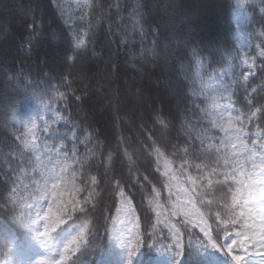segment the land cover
<instances>
[{"label": "trees", "instance_id": "obj_1", "mask_svg": "<svg viewBox=\"0 0 264 264\" xmlns=\"http://www.w3.org/2000/svg\"><path fill=\"white\" fill-rule=\"evenodd\" d=\"M61 4L0 0V264L57 259L85 225L65 264L227 261L175 193L218 245L261 201L264 0H92L79 48ZM239 33L261 49L253 69ZM49 204L73 218L40 239Z\"/></svg>", "mask_w": 264, "mask_h": 264}, {"label": "rangeland", "instance_id": "obj_2", "mask_svg": "<svg viewBox=\"0 0 264 264\" xmlns=\"http://www.w3.org/2000/svg\"><path fill=\"white\" fill-rule=\"evenodd\" d=\"M62 9L64 14L68 20L70 25V29L73 32L76 39L81 38L85 35V32L92 28L98 21L99 15L92 4V0H60ZM241 2L242 0H238ZM90 14V15H89ZM237 19V16H234ZM240 38V47L243 55L244 65L250 69L255 67L256 56L261 54V49L255 45L253 46V40L250 36L244 35L243 33H239ZM230 105H226V112H230ZM28 121H31V117H27ZM252 162L258 168V176L260 179V187H261V200H264V137L256 146L255 149L252 150ZM176 194V207L179 209L180 214L185 222L191 225L193 228H196L201 234H203L208 241L213 244L215 241L213 240L210 232L207 230L206 221L203 218L201 212L196 208L194 203L190 198L179 194ZM260 204H255L252 202L247 203L244 206V218L246 227L243 229L227 235L221 245L225 244V239L228 236H231L234 239H237L236 233H245L246 235H250L251 233L258 232L261 228H264V212L260 211ZM129 217L124 216V223L122 227L127 232V228L129 227ZM253 235V234H252ZM231 242L230 240L228 241ZM216 244V243H215ZM223 252L222 250H219ZM234 251H239L238 248L234 249ZM255 251V249H253ZM226 254V251L223 252ZM244 254V253H240ZM227 255V254H226ZM59 257V254L57 258ZM228 257V256H227ZM149 264H171L167 255H162L157 259L152 260ZM213 264H232L231 258L228 257V260H222L220 262H216Z\"/></svg>", "mask_w": 264, "mask_h": 264}, {"label": "snow or ice", "instance_id": "obj_3", "mask_svg": "<svg viewBox=\"0 0 264 264\" xmlns=\"http://www.w3.org/2000/svg\"><path fill=\"white\" fill-rule=\"evenodd\" d=\"M83 44V37L75 41L76 48L81 47ZM69 59H71V57H69ZM232 103L233 105H235L236 100H233ZM254 114L264 116V109H256V113ZM262 175H264V173H262ZM75 191L79 192L80 189L77 188L75 189ZM84 199L87 200L88 197L85 196ZM259 204L261 205L260 211L264 212V200L259 201ZM52 212L53 206L51 204H49L47 210H45L42 215L37 212V217L40 220L45 221L43 228L39 229V231L35 233L37 238L47 239L49 235L53 231H55L60 225L64 224L67 220L73 218L71 213H69L64 207L57 209L55 219L51 218ZM233 223H235V221H233ZM262 224H264V221H262ZM86 228L87 225L80 228V230L76 232L75 235H72L67 240V242L63 246V249L60 250L59 257L57 259H50L49 257H40L37 260L36 264H65V261L68 259L66 254L69 251L76 252L79 242H83L84 244L87 243V239L85 236ZM236 236L238 237L237 239L228 236L225 239L224 245H218L213 243L211 247L218 248L223 252L226 251L227 256L231 258L232 264H264V228H261L258 232H254L251 236L239 232L236 233ZM229 240L231 241L230 243L228 242ZM173 246L175 248V255L177 258H179L183 253L184 243L182 240H180ZM237 248L239 251H234V249ZM129 249L130 256L134 255L135 251L137 250H131V248ZM253 249H255V251H253Z\"/></svg>", "mask_w": 264, "mask_h": 264}]
</instances>
